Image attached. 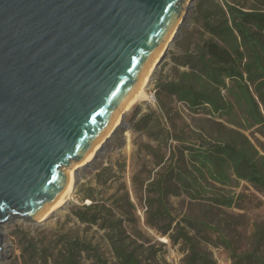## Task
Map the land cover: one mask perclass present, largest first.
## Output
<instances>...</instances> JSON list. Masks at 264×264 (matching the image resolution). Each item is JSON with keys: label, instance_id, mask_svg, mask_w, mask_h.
<instances>
[{"label": "water", "instance_id": "95a60500", "mask_svg": "<svg viewBox=\"0 0 264 264\" xmlns=\"http://www.w3.org/2000/svg\"><path fill=\"white\" fill-rule=\"evenodd\" d=\"M194 5L0 0V260L3 225L39 222Z\"/></svg>", "mask_w": 264, "mask_h": 264}, {"label": "rangeland", "instance_id": "374dc122", "mask_svg": "<svg viewBox=\"0 0 264 264\" xmlns=\"http://www.w3.org/2000/svg\"><path fill=\"white\" fill-rule=\"evenodd\" d=\"M228 1L246 10L264 7V0ZM199 3L200 0H195L165 60L155 69L147 87L150 100L128 111L123 125L109 138L102 154L76 171L78 183L67 206L41 222L17 219L3 225L2 264H64L68 247L77 264H118L101 220L84 222L77 215L84 204L91 203L90 199L83 201L87 195H93L97 203L105 204L123 219L126 236L133 241L141 259L150 264H185L188 245L182 240L175 243L171 238L178 236L177 222L210 254L215 264H233L229 250L220 244L218 231L240 251L252 247L256 227H264V191L247 181L235 179L230 186L212 183L206 188L207 196L216 193L233 197L232 207L194 199L183 190L179 195L170 196L169 206L176 222L168 235L161 233L168 221L158 219L155 228L147 223L149 198L157 197L149 184L160 178L173 153H176L172 156L174 162L180 150H184L188 159L189 151L185 146L197 142L201 136L208 137L207 131L212 126L213 117L207 111H190L174 96L159 91L160 82L175 74L176 56L194 51L198 44L210 38L203 26ZM210 3L205 2L203 9L211 8ZM164 129L188 141L178 142L172 138L167 143ZM245 133L264 155V135L258 127ZM162 158L166 161L160 164ZM189 215L202 216L214 229L190 227L183 220ZM261 252L264 255V245Z\"/></svg>", "mask_w": 264, "mask_h": 264}, {"label": "trees", "instance_id": "16d2710c", "mask_svg": "<svg viewBox=\"0 0 264 264\" xmlns=\"http://www.w3.org/2000/svg\"><path fill=\"white\" fill-rule=\"evenodd\" d=\"M207 1H211V8L203 9ZM199 8L210 38L198 44L194 51L176 56L175 74L160 82L159 91L174 96L190 111H207L213 117L212 126L207 131L208 137L201 136L197 142L185 146L189 151L188 159L184 150H180L174 162L172 156L176 153H173L160 178L149 184L157 197L149 198L147 223L155 228L158 219L168 221L161 231L163 235H168L176 222L168 199L182 190L194 199L226 207L234 205L233 197L216 193L205 195L212 183L230 186L236 179L264 191V155L245 133L258 127L264 135V7L246 10L228 0H200ZM158 99L162 103V99ZM163 133L167 143L172 138L178 142L188 141L172 136L169 129H164ZM165 161L162 158L160 164ZM86 199L91 203L84 204L77 215L84 222L101 220L117 263L150 264L141 259L133 241H129L123 219L105 204L97 203L93 195L85 196L83 201ZM183 220L193 228L214 229L202 216L189 215ZM175 228L178 236L175 239L171 236L174 242L182 240L188 245L185 264H215L185 227L177 222ZM218 234L233 264H264L263 226L256 227L253 245L247 250L240 251L232 240L220 231ZM70 248L64 264H77Z\"/></svg>", "mask_w": 264, "mask_h": 264}, {"label": "bare ground", "instance_id": "6f19581e", "mask_svg": "<svg viewBox=\"0 0 264 264\" xmlns=\"http://www.w3.org/2000/svg\"><path fill=\"white\" fill-rule=\"evenodd\" d=\"M189 1H186L185 3V9L188 7ZM182 19V18H181ZM181 19L179 20V25H182ZM178 29V26L174 27V29L171 31L169 38L167 39V42L163 49L160 51L158 57L154 60L153 64L149 68L148 72L145 74V76L141 79L139 82L135 92L133 93L131 99L126 104L125 108H123L124 111H121L115 118L114 122L111 124L107 132L101 137V139L97 142V144L93 147V149L90 151L87 158L80 163L73 166L71 169H68L69 173V181L63 192L61 193L58 200L40 217L39 221H43L50 216H55L54 214L58 213L59 211L63 210L67 204L68 201L71 199L72 195L74 194L75 188H76V182H77V173L76 171L88 163L92 162L96 156H100L102 154V151L104 150L103 147L107 144L109 138L115 133L119 127L122 126V113L128 110H131L135 105L141 102L149 101L150 96L147 93V87L152 80V75L156 69L157 63L160 61V58L162 54L164 53L166 47L168 46L169 42L173 38V36L176 34ZM125 119V118H124ZM3 263V259L0 260V264Z\"/></svg>", "mask_w": 264, "mask_h": 264}]
</instances>
